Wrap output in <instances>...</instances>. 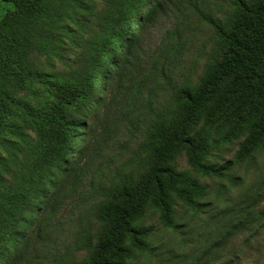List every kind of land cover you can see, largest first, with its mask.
<instances>
[{"label": "trees", "instance_id": "16d2710c", "mask_svg": "<svg viewBox=\"0 0 264 264\" xmlns=\"http://www.w3.org/2000/svg\"><path fill=\"white\" fill-rule=\"evenodd\" d=\"M7 1L14 8L0 20V264H15L45 206L77 177L90 135L83 114L104 103L103 90L134 64L145 25L179 0H104L100 10L96 0ZM233 4V19L212 21L220 52L196 84L179 90L174 113L149 132L147 172L126 176L99 209L101 231L80 236L89 251L82 264H130L136 251L151 252L154 227L141 222L148 206L166 227L175 226L178 201L202 207L207 187L174 160L185 151L201 174L226 176L232 161L219 166L207 159L215 122L228 117L237 135L246 134L241 157L264 147V0ZM43 56L51 71L38 67ZM24 89L40 100L21 97Z\"/></svg>", "mask_w": 264, "mask_h": 264}, {"label": "rangeland", "instance_id": "374dc122", "mask_svg": "<svg viewBox=\"0 0 264 264\" xmlns=\"http://www.w3.org/2000/svg\"><path fill=\"white\" fill-rule=\"evenodd\" d=\"M103 1H95L97 10ZM192 1L169 4L145 25L134 64L103 90L104 103L83 114L90 135L77 177L65 181L57 200L45 206L15 264H82L89 251L78 240L88 230L101 231L100 207L126 176L145 175L150 164L143 150L149 132L174 113L179 90L196 84L220 52L222 42L212 21L233 19V0ZM13 8L12 2L0 0V20ZM95 18L89 17L86 35ZM45 61L43 56L38 67L51 71ZM29 83L41 85L37 79ZM19 95L33 103L40 100L28 89ZM237 126L226 117L209 127L207 159L219 166L232 161L226 176L203 175L185 151L176 155L174 165L207 187L203 205L194 211L178 201L174 227L164 226L159 212L148 206L141 222L154 227L148 238L152 251H136L130 264H264V147L241 157L246 134L237 135ZM0 151L5 153L3 145Z\"/></svg>", "mask_w": 264, "mask_h": 264}]
</instances>
